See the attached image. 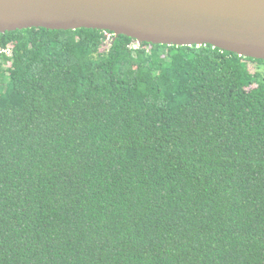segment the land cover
<instances>
[{"label":"trees","instance_id":"trees-1","mask_svg":"<svg viewBox=\"0 0 264 264\" xmlns=\"http://www.w3.org/2000/svg\"><path fill=\"white\" fill-rule=\"evenodd\" d=\"M0 264H264V60L0 32Z\"/></svg>","mask_w":264,"mask_h":264},{"label":"water","instance_id":"water-1","mask_svg":"<svg viewBox=\"0 0 264 264\" xmlns=\"http://www.w3.org/2000/svg\"><path fill=\"white\" fill-rule=\"evenodd\" d=\"M93 28L264 60V0H0V32Z\"/></svg>","mask_w":264,"mask_h":264},{"label":"rangeland","instance_id":"rangeland-1","mask_svg":"<svg viewBox=\"0 0 264 264\" xmlns=\"http://www.w3.org/2000/svg\"><path fill=\"white\" fill-rule=\"evenodd\" d=\"M112 37V35L110 34L109 36H108V38L109 37ZM134 48H139V43H136L135 45H134ZM249 66H250V69L252 70V71H255L256 69H257V64H254V63H249ZM261 69H263V68H260V70Z\"/></svg>","mask_w":264,"mask_h":264},{"label":"built area","instance_id":"built-area-1","mask_svg":"<svg viewBox=\"0 0 264 264\" xmlns=\"http://www.w3.org/2000/svg\"><path fill=\"white\" fill-rule=\"evenodd\" d=\"M109 38H111V36ZM1 54H8V56H11L12 55V48L11 47L2 48Z\"/></svg>","mask_w":264,"mask_h":264}]
</instances>
